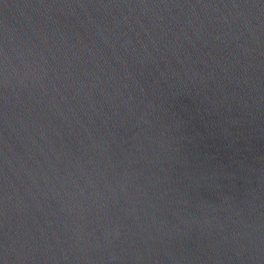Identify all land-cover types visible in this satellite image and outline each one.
I'll use <instances>...</instances> for the list:
<instances>
[{
	"label": "water",
	"instance_id": "water-1",
	"mask_svg": "<svg viewBox=\"0 0 264 264\" xmlns=\"http://www.w3.org/2000/svg\"><path fill=\"white\" fill-rule=\"evenodd\" d=\"M0 264H264V0H0Z\"/></svg>",
	"mask_w": 264,
	"mask_h": 264
}]
</instances>
